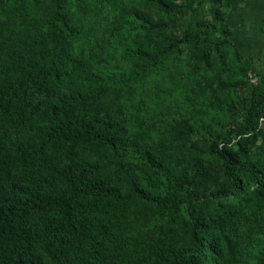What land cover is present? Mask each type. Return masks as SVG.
I'll use <instances>...</instances> for the list:
<instances>
[{"label": "trees", "instance_id": "16d2710c", "mask_svg": "<svg viewBox=\"0 0 264 264\" xmlns=\"http://www.w3.org/2000/svg\"><path fill=\"white\" fill-rule=\"evenodd\" d=\"M145 1L169 20L160 32L167 44L162 49L157 40L153 52L136 40L132 54L142 62L133 65L136 81L204 31L200 66L224 63L222 49L235 47L234 31L221 28L219 12L216 21H205L166 0ZM62 12L61 3L54 4L37 44L13 51L6 46L14 28L0 18V264H65L63 251L70 264H123L136 200L149 204L158 219L159 249L149 264H251L239 240L264 211V178L230 155L223 134L203 133L186 118L165 120L140 141L120 133L116 115L84 110L75 101L83 72L70 48L78 31ZM142 21L136 39L157 29ZM254 61L245 64L259 83L240 98L252 131L264 118V56ZM91 92L94 104L109 96ZM203 152L223 162L229 185L211 191L221 203L185 220L181 208L200 198L209 173ZM131 156L139 166L127 171L125 190L116 173L130 169L124 162Z\"/></svg>", "mask_w": 264, "mask_h": 264}, {"label": "rangeland", "instance_id": "374dc122", "mask_svg": "<svg viewBox=\"0 0 264 264\" xmlns=\"http://www.w3.org/2000/svg\"><path fill=\"white\" fill-rule=\"evenodd\" d=\"M166 1L194 19L214 22V13L219 12L221 28H232L235 32L231 37L235 47L222 49L224 63L214 60L210 66L199 65L201 52L207 47L204 31L194 36L193 44L176 49L161 65L152 68L145 79L136 81L133 65L142 64L132 54L136 40L143 41L153 52L151 46L157 40L162 41V49L167 44L160 32L169 20L145 0H0V18L14 28L6 50H19L25 43L37 44L36 36L47 31L52 8L60 2L63 17L78 31L70 41V48L74 62L83 72L75 101L85 104L84 110L91 114L116 115L123 122L120 133L140 141L157 131L163 121L186 118L203 133L223 134L230 155L240 164L254 167L259 177L264 178V118L254 131L247 130L249 121L240 101L252 90L251 85H257L260 80L245 64L252 57L246 52L248 46L244 40L257 42L260 33L255 29L250 31L251 38L246 37L245 21L250 16L238 14L242 0ZM142 20L151 22L157 29L136 39ZM173 35L178 36V33ZM236 50L242 61L238 60ZM253 59L258 63L260 58ZM91 90L109 96L104 102L94 104L89 100ZM228 97L232 98L230 102H226ZM35 127L40 132L47 131L41 123ZM195 146L204 150L202 140H196ZM203 153L209 173L202 181L200 198L181 208L185 220L212 204L221 203V199L211 197V191L229 185L223 162ZM124 163L130 169H118L116 174L117 182L126 190L127 171L137 168L139 162L131 156ZM110 173L111 168L108 175ZM231 200L234 198L227 202ZM136 204L126 231L130 245L122 253L123 264H149L159 249L158 219L154 210L137 200ZM239 243L249 251L251 264H264V211L250 228L242 231ZM62 257L65 264L71 263L72 258L65 251Z\"/></svg>", "mask_w": 264, "mask_h": 264}, {"label": "crops", "instance_id": "0c3cea01", "mask_svg": "<svg viewBox=\"0 0 264 264\" xmlns=\"http://www.w3.org/2000/svg\"><path fill=\"white\" fill-rule=\"evenodd\" d=\"M232 6V3H231ZM239 15L243 13H248L249 19H246L247 34L246 37H250L255 29L260 33L257 42L249 40H244V43L248 46L246 52L249 57L258 59L264 56V0H242L239 6ZM232 29V28H231ZM235 35V32H234Z\"/></svg>", "mask_w": 264, "mask_h": 264}]
</instances>
